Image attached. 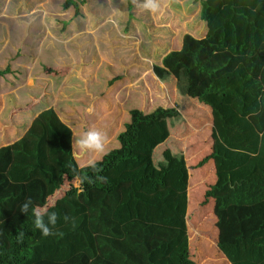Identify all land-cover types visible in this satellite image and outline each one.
<instances>
[{
  "label": "rangeland",
  "instance_id": "1",
  "mask_svg": "<svg viewBox=\"0 0 264 264\" xmlns=\"http://www.w3.org/2000/svg\"><path fill=\"white\" fill-rule=\"evenodd\" d=\"M65 1L0 0V70L10 68L0 74V119L9 116L15 103L17 113L31 122L55 106L72 130L73 151V139L96 128L106 136V152L119 145L116 134L129 120L131 108H177L176 115L142 127L136 150L149 156L148 164L135 160L107 173L116 187L103 200L113 197L119 204L106 228L122 233L113 239V258L119 264H177V253L187 247L195 264H231L213 244L218 245L217 236L213 238L216 218L201 200L213 184V170L210 164L197 167L212 145L205 106L198 100L208 85L207 74L197 69L207 29L199 18V2L168 0L161 15L139 7L142 0H74L77 6L64 8ZM20 83L23 104L13 97ZM102 155L85 154L87 159L77 163L85 165L90 156ZM181 165L185 185L167 184L164 177L165 185L153 189L144 177L168 176ZM190 171L195 182L205 177L193 192L188 191ZM70 183L64 181L45 206ZM120 193L126 196L123 201ZM173 193V199L184 193L185 200L170 201ZM168 203L172 209L166 214Z\"/></svg>",
  "mask_w": 264,
  "mask_h": 264
},
{
  "label": "trees",
  "instance_id": "2",
  "mask_svg": "<svg viewBox=\"0 0 264 264\" xmlns=\"http://www.w3.org/2000/svg\"><path fill=\"white\" fill-rule=\"evenodd\" d=\"M197 1L199 18L207 26L197 69L208 78L198 100L205 106V124L212 126L211 151L197 167L212 159L216 176L201 200L216 218L217 232L213 235L219 246L213 244L220 247V254L231 264H264V0ZM71 4L77 6L74 0H66L63 6ZM5 72H10L8 65L0 70V74ZM159 76L166 80L161 73ZM177 111L163 106L150 112L131 108L129 120L116 134L119 145L96 159L99 171L79 166L73 158L72 130L53 107L39 112L19 139L0 146V264H119L111 246L122 233L106 228L119 204L113 197L103 200L116 187L107 173L135 160L148 164L149 156L136 150L142 127L174 116ZM185 172L181 165L173 167L168 176L144 177L155 189L164 186L165 181L185 185ZM74 174L94 182L86 180L83 192L70 183L63 195L47 207L48 213H56L57 222L52 228L54 235L43 237L34 227L31 207L27 214L19 207L29 197L32 207H44L47 198L64 181L71 182ZM193 174L190 171V192L205 180L201 177L195 182ZM98 176L106 177L108 182H100ZM181 194L173 199V193L170 201L183 202L186 195ZM120 195L123 201L126 196ZM104 206L111 210L104 211ZM166 207L165 213L169 214L172 204ZM184 211L183 205L181 214ZM65 216L69 217L67 221ZM20 232L24 233L23 243L16 240ZM177 254V264H195L187 247Z\"/></svg>",
  "mask_w": 264,
  "mask_h": 264
},
{
  "label": "clouds",
  "instance_id": "3",
  "mask_svg": "<svg viewBox=\"0 0 264 264\" xmlns=\"http://www.w3.org/2000/svg\"><path fill=\"white\" fill-rule=\"evenodd\" d=\"M133 3H137V0H133ZM167 6H168V0H142V3L139 4V7H141L144 10L149 11L151 13H160L161 15L163 14L164 8H166ZM89 111H91V109H89ZM211 119H212V113H211ZM106 143H107L106 136L100 130L96 128H89L88 130L82 131L79 138L74 139L73 144L75 145L76 150L72 151V156L75 160H80L85 154H104ZM96 163H97L96 159L90 156L89 159L86 161V165H81V166L91 167L94 171H99V169L96 168ZM96 179L102 183L108 182L107 178L103 176H98ZM86 180L88 183L94 182L91 179H88L86 176L82 177L78 174H74L73 180L71 181V186H74L78 191L83 192L84 190L83 184L85 183ZM30 207H31L32 215L34 217V221H33L34 227L41 232V235L43 237L54 235L52 228L56 225L57 222L56 213L54 212L48 213V209L46 206L32 207V200L30 197L27 198L20 205L19 210L23 214H27L30 210ZM46 216H47V221H45ZM64 219L65 221H67L69 217L65 216ZM23 239H24V233L23 232L18 233L16 236L17 243H23Z\"/></svg>",
  "mask_w": 264,
  "mask_h": 264
},
{
  "label": "crops",
  "instance_id": "4",
  "mask_svg": "<svg viewBox=\"0 0 264 264\" xmlns=\"http://www.w3.org/2000/svg\"><path fill=\"white\" fill-rule=\"evenodd\" d=\"M21 88H23L22 83H20L18 86L15 85V91H14L13 97H15V101L18 100L19 103L23 104V95L21 93ZM0 92H1V89H0ZM62 92H66V90L63 89ZM1 97L2 95L0 93V101H4V99H2ZM56 101H61V99L57 97ZM53 108L56 110V112H58L55 106ZM209 109L210 107H208V110ZM8 112H9L8 117H4L0 119V146L10 144L16 141L17 139H19L24 134V132L26 131V129L31 123V119L29 121H24V114L22 112L17 113L16 103L14 107H9ZM73 142H74V139H73ZM83 159H87L86 156H83ZM206 164H210V166L212 167V170H213L212 179L215 182L216 176L214 173L213 160L209 159L205 164L201 166V168Z\"/></svg>",
  "mask_w": 264,
  "mask_h": 264
}]
</instances>
